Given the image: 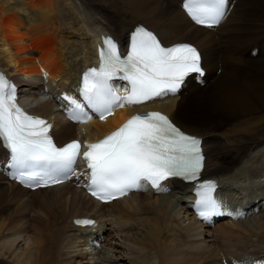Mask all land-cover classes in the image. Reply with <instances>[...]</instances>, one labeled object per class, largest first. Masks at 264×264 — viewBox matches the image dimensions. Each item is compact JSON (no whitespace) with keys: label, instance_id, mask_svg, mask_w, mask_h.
<instances>
[{"label":"bare ground","instance_id":"bare-ground-1","mask_svg":"<svg viewBox=\"0 0 264 264\" xmlns=\"http://www.w3.org/2000/svg\"><path fill=\"white\" fill-rule=\"evenodd\" d=\"M136 23L163 45L193 44L204 75L186 77L175 96L71 123L63 98H78V76L95 63L99 34L123 50ZM0 67L18 83L25 110L51 120L56 144L97 140L134 111L166 113L201 137L202 175L216 180L223 210L242 214L205 222L190 207L191 186L171 179L163 182L167 192L148 187L99 203L85 192L80 166L61 184L25 189L9 179L0 147V264H264V206L257 202L264 186L255 185L264 175V0H229L226 18L213 27L196 25L181 0H0ZM76 216L96 225L76 227ZM86 244H102L101 251Z\"/></svg>","mask_w":264,"mask_h":264},{"label":"snow or ice","instance_id":"snow-or-ice-1","mask_svg":"<svg viewBox=\"0 0 264 264\" xmlns=\"http://www.w3.org/2000/svg\"><path fill=\"white\" fill-rule=\"evenodd\" d=\"M228 3L229 0H184L183 8L196 24L212 27L226 18ZM103 45L99 67L88 69L82 76L80 99L63 98L68 102L69 119L77 124H86L94 116L106 120L126 105L175 96L190 74L204 75L195 47H163L143 27L133 34L126 54L109 37L104 38ZM113 78L127 82L125 95L117 94L119 88L112 83ZM51 129L46 120L19 106L15 84L0 72V147L9 154L8 165L15 170L14 178L26 186L63 183L77 173L78 158L82 156L86 170L81 175L91 195L108 202L134 190H148L149 185L157 192H167L163 181L169 177L198 180L203 167L201 141L184 133L160 112L133 115L103 139L83 145L73 140L57 146ZM215 187L213 182L196 186L201 219L210 222L214 216H241L223 210L212 194Z\"/></svg>","mask_w":264,"mask_h":264},{"label":"rangeland","instance_id":"rangeland-1","mask_svg":"<svg viewBox=\"0 0 264 264\" xmlns=\"http://www.w3.org/2000/svg\"><path fill=\"white\" fill-rule=\"evenodd\" d=\"M172 5V4H171ZM172 18H173V16H171V17H169L168 18V21H171V22H173V20H172ZM220 58V56L218 55V58H216V59H218V60H220L219 59ZM216 61V60H215ZM216 75V74H215ZM192 91H190L189 93H187V94H189V97H188V101H191L192 102V99H191V95H192ZM186 94V95H187ZM181 96H184V95H181ZM187 98V97H186ZM185 113V110L183 109L182 110V114H184ZM264 175L260 178V179H257V180H255V185H258V186H264ZM257 186V187H258ZM224 187V186H223ZM243 187H246V185H242V188ZM223 189V188H222ZM250 190H251V196H252V198H251V205L252 206H256V203L258 202V204L259 203H261L262 204V206H264V197L263 198H261V199H258V201L256 202V197L255 196H253V193H252V188H250ZM222 191V190H221ZM221 191H220V197L221 198H223L222 196H221ZM244 191V190H243ZM245 197L247 198V196L245 195ZM224 199V198H223ZM184 202H186L185 200L183 201V203ZM222 202H224V200L222 201ZM223 204V203H222ZM243 204H245V201L243 202ZM223 207H224V204H223ZM225 208V207H224ZM242 221H244V219H241ZM241 220H239V221H241ZM87 246H88V244H86ZM102 244H99L98 246H96V245H92V246H94V247H96L97 249H98V251H101L100 249L102 248V246H101ZM92 246H88V247H90V249H92V250H96V249H94V247H92ZM89 253H90V251H88ZM109 256L111 255V254H108ZM111 258L112 257H114V255L112 254L111 256H110ZM113 259V258H112ZM253 260V259H252ZM114 261V260H113ZM254 261V260H253ZM105 262V261H104ZM106 264H114L112 261H110V263L109 262H105ZM117 263H120V264H125L124 263V261H123V259H119V261L117 260Z\"/></svg>","mask_w":264,"mask_h":264},{"label":"flooded vegetation","instance_id":"flooded-vegetation-1","mask_svg":"<svg viewBox=\"0 0 264 264\" xmlns=\"http://www.w3.org/2000/svg\"><path fill=\"white\" fill-rule=\"evenodd\" d=\"M175 21H173V23H174Z\"/></svg>","mask_w":264,"mask_h":264}]
</instances>
